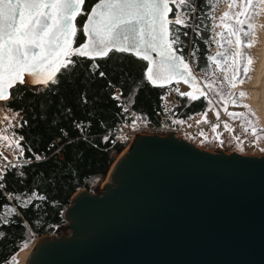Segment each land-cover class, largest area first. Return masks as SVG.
<instances>
[{
	"label": "water",
	"instance_id": "water-1",
	"mask_svg": "<svg viewBox=\"0 0 264 264\" xmlns=\"http://www.w3.org/2000/svg\"><path fill=\"white\" fill-rule=\"evenodd\" d=\"M176 83L202 89L179 77L163 87ZM63 217L69 232L40 236L25 264H264V155L210 152L172 132L137 134L100 192L76 191Z\"/></svg>",
	"mask_w": 264,
	"mask_h": 264
},
{
	"label": "trees",
	"instance_id": "trees-1",
	"mask_svg": "<svg viewBox=\"0 0 264 264\" xmlns=\"http://www.w3.org/2000/svg\"><path fill=\"white\" fill-rule=\"evenodd\" d=\"M96 1L89 0L86 13ZM215 1L192 0L195 11L186 23L188 26L170 25V30L179 29L182 41L173 47L182 50L179 53L185 60L188 57L197 75L211 69L209 57L215 56L219 63L229 56L228 45L222 41V50L210 55ZM175 11L173 8L170 18ZM185 32L187 35L183 34ZM82 40L80 32L74 48ZM71 58L79 63L58 74L59 83H50L47 87L16 85L11 92L15 95L19 89L20 94L1 103L4 108L22 113L20 145L26 157L40 158L3 175L0 214L3 205L15 207L17 212L6 217L9 223L0 221V233H3L0 235V264L18 257L42 235L63 233L66 224L63 211L71 204L76 191L85 188L91 193L100 192L99 186L128 146L108 134L123 120L124 104L152 124L159 120L164 87L153 86L144 78L145 60L119 51L109 52L106 58L75 55ZM100 72L105 75L100 76ZM194 93L198 99L177 91L180 120L205 109L208 97L200 96L197 90ZM82 94L87 102L81 99ZM117 95H120L119 100L114 98ZM33 193L44 199H33L24 207L22 201Z\"/></svg>",
	"mask_w": 264,
	"mask_h": 264
},
{
	"label": "snow or ice",
	"instance_id": "snow-or-ice-1",
	"mask_svg": "<svg viewBox=\"0 0 264 264\" xmlns=\"http://www.w3.org/2000/svg\"><path fill=\"white\" fill-rule=\"evenodd\" d=\"M85 2L86 0H0V101H8L20 94L19 89L15 95L10 90L16 84L23 85L25 75L29 77V84H43L47 87L50 83H59L57 74H62V70L75 68L79 61L73 60V55L89 59L106 58L112 50L133 51L139 58L148 61L144 78L153 86L163 87L174 77L184 79L186 83L189 79L195 83L196 77L184 56L177 55L182 50L173 47L182 43L179 29L169 28L170 25L188 26L185 21L195 11L192 0H98L90 12L84 13ZM226 2L228 10L219 19L228 36L235 37V41L227 40L230 46L235 44V49L230 54L232 64L229 71L232 75H226L223 79L230 85V89H236L238 85L245 83V77L251 80L250 73L253 71L255 57L251 51L245 50L255 47L257 28H264V24L260 22V18L264 17V0ZM173 8L176 10L175 14L173 18H169ZM78 15L87 16L79 28L74 23ZM78 31L87 39L79 47L73 48ZM183 34L187 35L186 32ZM220 35L223 37L224 33ZM152 53H157L160 60L156 61ZM218 55L223 56L224 53ZM209 59L215 61L216 57ZM99 74L105 75L104 72ZM214 83H209L208 88L213 89ZM197 90L200 96L207 98V92ZM181 95H188L192 99L199 98L193 93ZM226 95L233 105H237L249 94L243 90L238 94L229 90ZM114 98L119 100L120 95ZM81 99L87 102V97L83 94ZM221 99H224V95H221ZM209 104H212L211 100ZM243 106L249 107L247 104ZM123 110L127 112L128 108ZM225 112L233 119L245 115L242 112H228L227 108ZM251 114L256 115L255 112ZM203 115L207 122V114ZM219 115L217 112V119ZM247 123L258 140L260 130L252 126L251 120ZM217 127L219 125H214L213 130ZM225 128H229L227 123ZM248 131L249 127H244V132ZM4 139L7 140V137ZM2 187L3 184H0V188ZM33 199L43 200L44 197H37L33 193L22 201L24 207ZM16 212L15 207L3 205L0 221L9 223L6 217Z\"/></svg>",
	"mask_w": 264,
	"mask_h": 264
},
{
	"label": "rangeland",
	"instance_id": "rangeland-1",
	"mask_svg": "<svg viewBox=\"0 0 264 264\" xmlns=\"http://www.w3.org/2000/svg\"><path fill=\"white\" fill-rule=\"evenodd\" d=\"M227 2L226 0H216L215 1V7L213 11V19H212V30H211V37H212V45L210 47V55H213L220 50V42L224 45H228V54L229 56L225 60H220L219 63L216 61L210 60L212 63V67L209 71L200 72L198 75H196L197 83L200 85L203 91L207 92L208 99L212 101V104H209V101H206V107L203 111H200L196 114H193L196 118V122L202 125H208L207 130L208 131H202L200 132L195 138H193L190 142L194 144L196 147L202 150L206 151H217L222 150L226 153L230 152H237L246 156H261L264 155V125L262 122V115L260 114V109L256 104L253 103L254 99V92L252 90V87H248L247 84L251 83L254 79V75L256 72H258V62L260 61V52L257 50L258 48V41L260 38V35L262 33L263 28H257V38H256V45L253 49H246L245 51H251L255 57V64L253 66V71L250 73L251 80L249 81L246 77L245 83L243 85H238L236 89H230V85H228L227 81L224 80V76H231L232 72L229 71V68L232 64L231 59V52L235 49V44L229 45L227 43L228 39H232L235 41V37H229L227 30L221 26L220 23V16L223 15L224 11H227ZM188 20L185 21L187 23ZM260 22L264 24V17L260 18ZM224 33V36L220 38V33ZM243 39H247L246 37H243ZM222 50V48H221ZM259 52V53H258ZM220 59V56H219ZM190 65H192L187 57V60H185ZM223 69L224 71H221ZM257 70V71H256ZM234 71V70H233ZM242 75V73H241ZM211 82H215L213 84V89H209L208 85ZM178 93H193L195 90L199 89L197 87L191 88L190 86L184 84V83H176ZM231 90L238 94L240 90L245 91L249 95L244 98L239 104L233 105L230 101V99L227 97L226 93ZM198 91V90H197ZM197 93V92H196ZM194 93V95H196ZM253 94V95H252ZM221 95H224V99H221ZM247 104L249 107L245 108L243 105ZM225 108H227L228 112H242L245 113L244 116L239 117L237 119H233L230 117L227 112H225ZM257 108V109H256ZM3 109L4 111H1ZM6 108L2 106L0 103V115H5L7 111H5ZM251 110V111H250ZM219 112V119H217L216 113ZM251 112H255L256 115L253 116ZM204 113L207 114V122L204 121ZM221 116H224L221 118ZM252 121V126L257 127L260 131L258 132L259 139L257 140L256 137L253 136L251 132V127L248 125L247 121ZM183 121V120H182ZM225 123L229 125V128H225ZM214 125H219L213 130ZM244 127H249V131L247 133L244 132ZM234 129V131L230 130ZM204 130V129H202ZM241 132V133H240ZM1 139V135H0ZM127 148L130 146V143L132 140L126 141ZM126 148V147H125ZM124 148V149H125ZM126 148V149H127ZM125 149V151H126ZM124 151V152H125ZM118 157V159L123 155V153ZM117 158V157H116ZM117 159V160H118ZM116 160V161H117ZM115 164V163H114ZM109 178V175L107 176V179L105 177L104 181L107 182ZM104 181L102 183H104ZM102 189V184L99 186V190ZM66 221V220H65ZM64 232L68 233L69 229L67 227V221L65 226L63 227ZM37 239H35L29 246H32L34 242ZM16 257V256H15ZM24 260L20 257V254L18 257H16V264H23Z\"/></svg>",
	"mask_w": 264,
	"mask_h": 264
},
{
	"label": "built area",
	"instance_id": "built-area-1",
	"mask_svg": "<svg viewBox=\"0 0 264 264\" xmlns=\"http://www.w3.org/2000/svg\"><path fill=\"white\" fill-rule=\"evenodd\" d=\"M191 71L197 75L193 66L190 65ZM161 109L158 111L159 120L152 124L148 122L146 117L141 113L131 109L127 104H124L121 110L123 120L120 121L108 134L113 135L117 141L133 140L137 134H159L166 135L169 132L175 134V137L191 141L200 132L208 131V125H202L196 122L194 116L188 117L185 120H180L177 117V107L180 102L177 98L176 84H168L164 87L162 94ZM128 108L125 112L123 108ZM1 111H4L1 109ZM5 115H0V177L3 179L4 173L14 169L19 170L24 164L38 161L39 159L26 157L24 152H21L22 146L20 127L22 122V113L11 109L6 110ZM7 117V119H5ZM224 116H221L223 118ZM204 129V130H202ZM241 133V132H240ZM7 137V140L4 139ZM17 142L18 145L17 146ZM0 184L2 180H0ZM4 188V184L2 189Z\"/></svg>",
	"mask_w": 264,
	"mask_h": 264
},
{
	"label": "bare ground",
	"instance_id": "bare-ground-1",
	"mask_svg": "<svg viewBox=\"0 0 264 264\" xmlns=\"http://www.w3.org/2000/svg\"><path fill=\"white\" fill-rule=\"evenodd\" d=\"M258 42L259 43L257 45L258 46L257 50L260 52L259 55L261 57L260 61L258 62L259 69H258V72L255 73L253 81L250 84L248 83L247 86L252 87V90L254 92L253 103L256 104L258 108L260 109V112H261L260 114L262 115V122L264 125V28L262 29V33L260 35ZM128 148L126 149V151L128 150ZM126 151L123 153V155L126 153ZM123 155L115 162V164L110 170V173L112 169L115 167V165L117 164V162L123 157ZM110 173H109V176H110ZM108 181H109V178L107 182ZM32 247L33 245L21 251L20 257L24 260L23 264H25Z\"/></svg>",
	"mask_w": 264,
	"mask_h": 264
}]
</instances>
